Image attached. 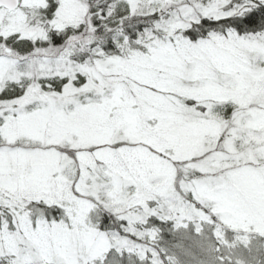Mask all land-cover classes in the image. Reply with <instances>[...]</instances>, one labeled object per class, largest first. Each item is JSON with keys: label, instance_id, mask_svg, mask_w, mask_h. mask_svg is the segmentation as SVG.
<instances>
[{"label": "snow or ice", "instance_id": "6c2138e0", "mask_svg": "<svg viewBox=\"0 0 264 264\" xmlns=\"http://www.w3.org/2000/svg\"><path fill=\"white\" fill-rule=\"evenodd\" d=\"M0 264H264V0H0Z\"/></svg>", "mask_w": 264, "mask_h": 264}]
</instances>
